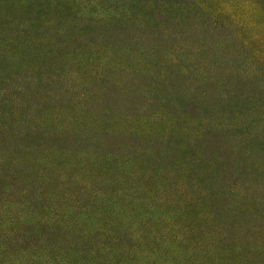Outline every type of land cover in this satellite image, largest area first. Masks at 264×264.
<instances>
[{
    "label": "trees",
    "instance_id": "16d2710c",
    "mask_svg": "<svg viewBox=\"0 0 264 264\" xmlns=\"http://www.w3.org/2000/svg\"><path fill=\"white\" fill-rule=\"evenodd\" d=\"M236 7L234 0H0V188L32 181L36 191L27 204L41 213L51 170L26 142L39 122L62 127L76 121L80 138L82 125L105 123L113 137L121 126L116 109L127 107L138 130L126 133L124 127V142L111 145L104 161L129 163L154 179L158 173L137 166L136 154L146 166L149 159L179 153L167 166L204 194L164 199L161 191L147 190V206L167 212L168 224L182 236L199 240L193 245L202 264H264V44L245 34L240 47L222 42H237L219 32L240 23ZM192 19L209 30L212 44L201 45L186 31L182 42L176 39L178 24ZM119 96L124 98L117 106ZM202 136L216 147L205 156ZM60 149L47 150V156L63 157L57 169L66 168L65 182L88 186L91 180L83 175L93 181L95 164L83 160V152ZM218 197L225 200L222 211L209 206ZM190 210L194 220L187 217ZM232 212L242 220L230 224L222 218ZM17 224L21 242L0 230V264H17V256L23 264H37L20 250L31 245L25 241L30 238L43 258L59 262L54 252H62L61 238L71 235L66 222L37 218ZM80 244L76 250L67 246L75 263L87 256L91 264H135L138 244L119 224L87 231Z\"/></svg>",
    "mask_w": 264,
    "mask_h": 264
},
{
    "label": "rangeland",
    "instance_id": "374dc122",
    "mask_svg": "<svg viewBox=\"0 0 264 264\" xmlns=\"http://www.w3.org/2000/svg\"><path fill=\"white\" fill-rule=\"evenodd\" d=\"M234 1H238V7L232 12L239 13L240 23L233 26L230 31L224 32V29H220L219 32L222 35H231L237 39V42L236 44L231 43L232 41L222 42L228 43L231 48L240 47L242 46L241 36L243 37L245 34L251 36L255 43L264 44V0L260 2L263 5L262 8L258 2L260 0ZM194 22L192 19L190 22L185 20L182 24H178L175 28V30H178L176 39L182 42L186 31L188 36L197 40V43L201 45L203 42L212 44V42H209V30L202 25V22ZM112 40L121 41L114 36ZM258 57L263 60L260 55ZM123 98V96H119L116 103L117 106L119 100L121 101ZM129 112L130 110L127 107L116 109V122L118 125L121 124V126L114 132L113 137L111 136V127L105 123L101 124L98 122L99 126L87 125L84 118L86 124L81 126L84 135L80 138L74 134L77 131L74 127L76 121L74 124L64 123L60 127L53 122L42 119L39 122V131L37 130L38 132H36L35 136L26 142L32 146L34 154L38 156L42 154L45 160L44 164L52 171L46 175L47 182L45 183V193L43 194L44 210L41 213L38 209H33V212H30V207L27 204L30 202L29 193L36 191L32 181L20 188L14 186L0 188V230L11 232L12 236L19 237L17 240L21 242L23 240L21 237L22 230L17 224L21 219H33V223L37 218L50 223L62 220L66 222L71 235L64 239L61 238L60 244L64 246L61 248L63 251H55L54 253L59 254L57 255L59 260L57 264H70L74 261L75 255L68 252L67 246L72 244L71 249L74 248L76 250L75 244L78 246L83 241L85 242L87 231H95L102 224L110 227L114 226V224H119L127 233L134 237L138 244L136 246L137 254L134 259L135 264H202L199 252L198 254L195 252L196 249L193 245L199 240L193 237L188 239L187 235L184 237L179 232H176L174 227L167 222L168 213L147 206L144 200L147 190L161 191L164 193V199L174 198L182 200V198H187L188 195L201 196L200 193L204 194V192H199L196 188L190 186L187 181L185 182L179 176L177 170L174 169L175 167L167 166L166 160L175 161L179 157V153L174 154L171 152L168 157L163 156L161 159L158 158L154 161L149 159V163L146 162V166L141 161L142 155L136 154L135 164L137 166H142L150 174L153 173L152 170H155V173L160 175L157 174L154 179L140 173L139 169H132L129 163L109 165L108 162L104 161L106 150L111 145L124 142L123 136L128 132V129L138 130L134 125L135 120L133 119H135V115ZM123 114L127 115V118L122 117ZM46 115L47 113L43 116ZM180 117L184 118L182 115ZM124 127L126 128V133ZM102 134H105V140ZM131 138L128 140L131 144L136 142L134 137ZM200 140L199 147L204 148L201 156H205L212 152V148H216L213 145V139L202 136ZM133 146L135 153H139L138 148L140 145L133 144ZM51 148L74 150L78 153L83 152L81 153L82 159L92 161V164H95L96 169L90 171L92 176H94L93 181L88 177L89 173L86 172L83 175L85 180H83L85 182L91 180L88 186L69 187L65 182L68 176H64L67 171L66 168L57 169V166H63L62 161L64 159L63 157L54 156L56 152H54V155L51 153L52 155L47 156V150ZM123 154V152L119 151V157ZM74 160L76 163L78 162L76 159ZM132 171L134 172V178L129 176ZM77 175L73 173V177L76 179L78 178ZM59 179L64 184H58L57 180ZM56 184L58 185L55 186ZM80 188H86V190ZM97 188L98 192L93 193L92 189L97 190ZM66 193L70 195V198L63 197ZM209 206L211 209L222 211L225 207V200L219 197L211 198ZM223 215L224 217L222 218L230 224L242 220V217H239L236 212L231 214L223 213ZM187 217L194 220L196 214L190 210ZM81 231H84L85 234L81 233ZM34 234L35 232L32 229V236ZM25 241H30L31 245L26 249H20L23 251L22 254L32 256V260L37 264H53L46 257H42L44 256L42 250L33 245L32 238ZM20 242H16L13 247L20 248ZM23 246L25 245L21 244V247ZM80 249L81 247H78V250ZM87 249L92 250L90 246ZM15 259L17 264H23L21 256H17ZM208 263L210 262L207 261L206 264ZM73 264H91V262L86 256V260L83 263L73 262Z\"/></svg>",
    "mask_w": 264,
    "mask_h": 264
}]
</instances>
